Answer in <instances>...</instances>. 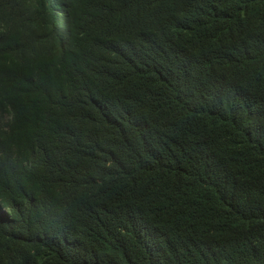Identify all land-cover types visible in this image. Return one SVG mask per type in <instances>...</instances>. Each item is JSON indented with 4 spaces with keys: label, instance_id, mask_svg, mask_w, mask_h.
I'll list each match as a JSON object with an SVG mask.
<instances>
[{
    "label": "trees",
    "instance_id": "obj_1",
    "mask_svg": "<svg viewBox=\"0 0 264 264\" xmlns=\"http://www.w3.org/2000/svg\"><path fill=\"white\" fill-rule=\"evenodd\" d=\"M0 264H264V0H0Z\"/></svg>",
    "mask_w": 264,
    "mask_h": 264
}]
</instances>
